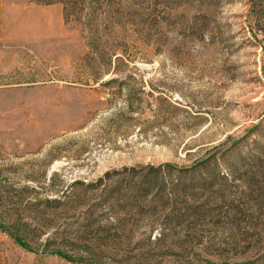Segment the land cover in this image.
Listing matches in <instances>:
<instances>
[{
  "label": "rangeland",
  "instance_id": "rangeland-1",
  "mask_svg": "<svg viewBox=\"0 0 264 264\" xmlns=\"http://www.w3.org/2000/svg\"><path fill=\"white\" fill-rule=\"evenodd\" d=\"M0 264H264V0H0Z\"/></svg>",
  "mask_w": 264,
  "mask_h": 264
},
{
  "label": "trees",
  "instance_id": "trees-1",
  "mask_svg": "<svg viewBox=\"0 0 264 264\" xmlns=\"http://www.w3.org/2000/svg\"><path fill=\"white\" fill-rule=\"evenodd\" d=\"M37 1L43 2L45 4H49V3L54 2V1H61L62 2V0H37ZM8 228H9V230L13 229V230H16L17 231V229H15L14 226L9 225ZM16 231L13 232L14 233L13 234V237L15 238V240H17V242H21L23 245L26 246V244L23 243V241H22L23 239L20 236H17L18 231L17 232Z\"/></svg>",
  "mask_w": 264,
  "mask_h": 264
}]
</instances>
